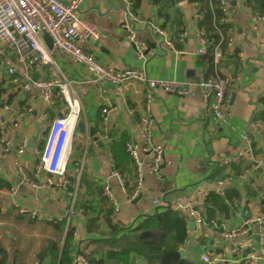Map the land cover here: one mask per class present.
Wrapping results in <instances>:
<instances>
[{"label": "crops", "instance_id": "obj_1", "mask_svg": "<svg viewBox=\"0 0 264 264\" xmlns=\"http://www.w3.org/2000/svg\"><path fill=\"white\" fill-rule=\"evenodd\" d=\"M227 1L231 8L229 22L233 41L216 67L220 75L229 78L227 122L216 120L204 105L197 85H193L192 93L187 95L156 89L150 103L154 123L152 137L162 145L164 159L157 174H144L139 194L133 199L128 200L118 181L109 176V140L99 131L114 128L126 132L129 140L140 142L137 122L145 113L141 84L137 85L139 91L128 92L117 90L108 83L91 85L86 82L90 75L82 66L74 64L65 55L52 54L71 79L73 91L81 100L80 118L86 127L96 125L102 143L98 145L87 134L76 131L68 176L76 180L72 190L49 187L41 179L37 181L38 186L33 187L19 172L22 167L31 174L36 162L33 149L43 144L48 122L62 111L60 101L54 99L46 105L37 95L18 93L12 94L16 99L11 101L10 110H4L0 104V140L12 143L8 150H0V181L8 184L7 188H0V248L6 251L7 262L16 255L19 264H37L36 254L48 238L57 236L51 222L55 219H66L75 228L74 260L80 250L87 252L93 247L89 240L97 238L98 233L86 230L85 215L75 201L71 204L68 195L76 189V198H79L85 191L84 188L77 189L80 175L77 178L73 171L76 164H82L81 173L103 186L108 183L119 204V211L112 216L113 222L122 228L134 226L147 215L175 202L202 206L205 195L214 191L220 180L227 178L223 189H235L240 195L239 200L229 207L227 217L214 212L211 219L214 223L203 227L202 231L195 225L193 229L188 227L187 245L189 242L198 245L196 258L187 260V245L183 247V257L180 256L186 259V264H202L200 256L204 253L211 256L224 254L226 261L215 264L258 263L248 260L247 255L259 251L260 233L264 236V223L258 225L255 222V217L264 211V166H255V160L264 161V136L256 137L249 123L257 111L264 109L261 102L264 96V20L255 23L253 15L256 12L241 0ZM79 10L80 17L99 32L98 39L91 43V51L103 65L116 70L136 69L150 79L196 83L204 75L205 68L199 64L196 54L200 41L194 2L138 0L135 12L142 22L136 27V35L146 46L141 59L137 58L134 46L126 36L127 18L121 0H82ZM159 10L166 13V18L159 16ZM159 31L166 35L174 49L159 39ZM183 31L186 39L181 43L178 35ZM234 48L237 49L236 57L232 56ZM0 79L5 87L8 81L1 64ZM103 108L106 112L98 115ZM255 123L264 133V123L260 120ZM245 133L252 139L251 150H245L236 162L222 163L226 156L243 149L242 135ZM30 138H33L32 147L28 146ZM21 139L26 140V148L18 154L16 145ZM218 168L223 176L219 177L218 173L211 176L212 170ZM152 199H157L158 204H153ZM190 257L193 259L194 253L191 252ZM42 264L51 263L46 258ZM135 264L147 263L138 258Z\"/></svg>", "mask_w": 264, "mask_h": 264}, {"label": "built area", "instance_id": "obj_2", "mask_svg": "<svg viewBox=\"0 0 264 264\" xmlns=\"http://www.w3.org/2000/svg\"><path fill=\"white\" fill-rule=\"evenodd\" d=\"M121 1L127 18L124 25L126 36L132 42L137 58L141 59L145 55L146 46L136 35V27L142 22L135 12L136 0ZM241 1L245 3V0ZM81 2L82 0H0V64L3 75L12 84L9 88L11 93L6 91L0 94V104L4 110H10L9 95L18 93L37 95L46 105H50L54 99L60 101L62 111L48 122L41 147L33 149L36 162L31 174L22 167L19 168V172L22 179L33 187H37L39 184L37 181L41 179L49 187L57 186L67 189L69 163L76 139V123L81 117L82 103L78 94L73 91L71 79L53 59L52 54L56 52L65 55L74 64L82 66L90 75L86 82L91 85L108 83L117 90L128 92L129 90L139 91L137 85L141 84L145 113L139 116L137 122L140 142L129 140L126 143V150L131 157L135 172V188L132 193L128 195L125 192L123 180L118 171L111 169L109 172V176L118 181L127 199L130 200L139 194L144 174H157L164 159L162 145L154 141L152 137L154 123L150 114V103L155 90L161 89L167 93L187 95L192 93L193 85H197L204 105L216 120L226 123L229 116V95L226 91L229 78L220 75L216 67L227 55L228 50L223 51L220 46H214V73L210 76L201 75L196 83L187 80L150 79L136 69L116 70L103 65L91 51V43L98 39L99 32L94 25L80 17ZM218 2L223 14L221 20L229 22L228 1L218 0ZM200 17L201 15L196 12L195 19L198 20ZM263 20L264 8L253 15L255 23ZM231 31L232 28L229 29L226 40L228 49L232 47ZM43 32H46L52 40L50 50L42 37ZM159 33H161L159 39L174 49L166 35L162 31ZM185 39L186 33L183 31L178 35V41L182 43ZM198 39L200 46L196 49V54L202 55L206 50V41L201 30L198 32ZM33 72L38 75L35 76ZM101 112L105 113L106 109L103 108ZM130 112L134 113L133 110ZM249 125L256 137H263V132L257 128L255 121L251 120ZM242 142L243 149L226 156L222 163L236 162L245 150H251L252 139L248 133L242 135ZM11 144L8 140H0V150H8ZM16 146L17 153H22L26 148V140L21 139ZM255 166L263 167L264 161L255 160ZM73 171L78 178L82 171V164H76ZM226 181L227 178L220 180L214 192L223 195V186ZM103 192L113 205V214L117 213L119 204L108 183H104ZM76 193V189L68 192L71 204L75 201ZM152 203L158 204V200L152 199ZM170 208L184 215L187 222H194L200 231L203 227L214 223L213 220H207L201 206L191 202H175L170 205ZM112 221H114L113 217ZM255 222L258 225L264 223V211L255 217ZM260 234L259 251L249 253L247 257L254 263L260 260L264 264V242L262 241L264 236ZM200 259L202 264L226 261L224 254L211 256L209 253H204ZM73 262L88 264L81 254H78Z\"/></svg>", "mask_w": 264, "mask_h": 264}, {"label": "trees", "instance_id": "obj_3", "mask_svg": "<svg viewBox=\"0 0 264 264\" xmlns=\"http://www.w3.org/2000/svg\"><path fill=\"white\" fill-rule=\"evenodd\" d=\"M190 1L196 4L197 13L201 15L197 20V27L203 32L206 41L205 53L198 56L199 64L205 68L204 76H210L214 73L215 67L213 48L218 45L223 51L228 49L226 40L232 24L221 20L223 14L220 11L218 0ZM245 3L254 12H259L264 8V0H245ZM137 5L138 0L134 8ZM158 13L159 16L163 15L166 18V13L162 10ZM232 56H237L236 48L233 49ZM11 86L12 84L8 82L3 87V83L0 82V94L6 92ZM13 99L16 97L10 94L9 101ZM261 102L264 104V96L261 97ZM18 103L20 106L21 101L19 100ZM100 112L101 109L98 115ZM253 120H260L264 123V109L257 111ZM94 128L97 129L96 125ZM99 132L109 140L111 169L118 171L123 180L125 192L129 195L135 188L134 167L126 150L129 137L126 132L114 128ZM220 171V168L213 169L211 176L219 174ZM218 176L222 177L223 174ZM75 181L74 177L69 178L68 190L73 189ZM2 187L7 188L8 184L0 181V188ZM80 188H84L85 191L75 199V203L86 217V230L98 233L97 238L89 240V244L93 247L87 252L80 250L78 253L85 257L88 264H135L138 258H142L147 264L187 263L185 258H181L179 249L184 247L188 239V222L179 211L167 207L157 213L147 215L134 226L122 228L112 221L113 205L104 194L101 183L81 173L77 182V189L80 190ZM239 198V193L232 188L225 189L223 195L209 191L203 198L201 208L206 213L207 220L213 219L216 211L227 217L229 207ZM51 222L57 231V236L48 238L41 247L36 254L37 264H42L46 258L51 264H74L72 257L74 226L66 219H55ZM171 257L175 259L170 260ZM0 264H19V262L16 255L11 262H7V253L0 248Z\"/></svg>", "mask_w": 264, "mask_h": 264}, {"label": "water", "instance_id": "obj_4", "mask_svg": "<svg viewBox=\"0 0 264 264\" xmlns=\"http://www.w3.org/2000/svg\"><path fill=\"white\" fill-rule=\"evenodd\" d=\"M176 1L180 2V1H183V0H176ZM229 10H231V8H229ZM42 37L45 40L47 48L49 50L52 49V40H51L50 36L46 32H43L42 33ZM76 131L79 132L82 135H86L87 134V136L89 138H91V140L94 141L96 144L102 145L101 139L99 138V136L96 133V129L93 127V125H88L86 127L85 121L82 118H79L77 123H76ZM32 142H33V138H30L29 142H28V146L29 147L33 146ZM188 227H189V229H193L194 228V222H190ZM184 245H187V241H185ZM179 253L183 257L184 248L179 249ZM258 264H262V262L260 260H258Z\"/></svg>", "mask_w": 264, "mask_h": 264}, {"label": "rangeland", "instance_id": "obj_5", "mask_svg": "<svg viewBox=\"0 0 264 264\" xmlns=\"http://www.w3.org/2000/svg\"><path fill=\"white\" fill-rule=\"evenodd\" d=\"M76 143V141L74 142V144ZM76 146V145H75ZM73 155H74V153H73ZM81 156V155H80ZM73 159H72V156H71V158H70V161H72ZM38 225H40V223H37ZM187 247H188V251H187V260L188 261H191V260H194L195 258H196V254H197V247H198V245L197 244H194V243H192V242H189V244L187 245ZM194 253V257H193V259L190 257V253Z\"/></svg>", "mask_w": 264, "mask_h": 264}]
</instances>
